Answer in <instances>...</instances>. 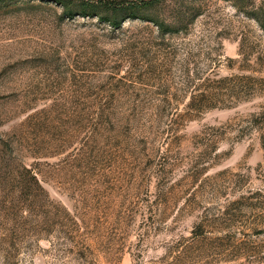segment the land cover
<instances>
[{
    "label": "rangeland",
    "instance_id": "rangeland-1",
    "mask_svg": "<svg viewBox=\"0 0 264 264\" xmlns=\"http://www.w3.org/2000/svg\"><path fill=\"white\" fill-rule=\"evenodd\" d=\"M81 1L0 0V264H264V0Z\"/></svg>",
    "mask_w": 264,
    "mask_h": 264
},
{
    "label": "trees",
    "instance_id": "trees-1",
    "mask_svg": "<svg viewBox=\"0 0 264 264\" xmlns=\"http://www.w3.org/2000/svg\"><path fill=\"white\" fill-rule=\"evenodd\" d=\"M52 1L56 2L57 4H60L64 8V14L66 15V17L68 19H72L74 16H76V14L71 9V5H70L71 0H52ZM165 1H167V0H137L134 2L109 1V2H98L96 5L94 3L89 2V1L88 2L87 1H81L79 4V12H78L79 14L78 15L88 16V15L92 14V11H94V9H96L98 7H103V8L109 9L112 12H114V14L116 12L121 11V10H128L131 13L130 18L133 20L134 19H141V20L152 22L164 34L178 33L179 28H174L173 26H169L166 23L159 22L157 20H149V19H146L144 17L139 18L138 14H137V12L139 10H142L143 8L160 5V4L164 3ZM99 20L109 23L114 29L120 28L123 24V21H118L117 19H110V18H106V17H100ZM255 20L260 25L262 31L264 32V14L261 15V13H260V16L255 15ZM242 78H245V77L241 76V78H240V76H232V77L221 78V79L215 78L214 80H212V84H213L215 89H218V92H217V90H215L214 92H212L210 94V96H212V97L209 100V102L211 101V103H213L212 105H216V103H214V102L218 101L217 99H219L220 96L223 95V94H221V95L218 94L220 88H223L226 93H229L230 91H232L234 88H236L237 86H239L241 84ZM200 140H203V141H206L209 143L215 142V139L213 138V136L210 134H207V133L204 134V136H202ZM29 181L30 182L36 181V179L34 176H31Z\"/></svg>",
    "mask_w": 264,
    "mask_h": 264
}]
</instances>
